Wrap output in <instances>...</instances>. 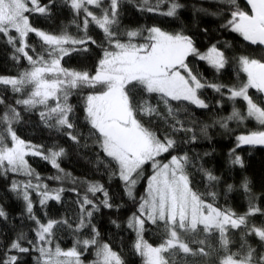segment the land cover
<instances>
[{
  "label": "trees",
  "instance_id": "1",
  "mask_svg": "<svg viewBox=\"0 0 264 264\" xmlns=\"http://www.w3.org/2000/svg\"><path fill=\"white\" fill-rule=\"evenodd\" d=\"M172 2L180 7L175 15L168 16L166 13ZM40 3L49 5V11L45 14L26 13L32 27L52 35L67 34L76 40L89 41L85 45H65L68 54L62 57L61 67L94 75L104 50H113L103 30L91 17H88L85 27L84 12L77 14L71 8L70 0H40ZM88 7L99 17L104 9L109 8V0H103L99 8ZM149 7L155 10L150 12L147 10ZM237 9L250 12L245 0H235V5L228 0H164L163 3H156V0L147 3L143 0H120L117 23L111 27L125 43L128 41L127 31H139L140 35L132 42L143 44L147 42V29L158 27L170 34L190 37L200 54L212 45L225 53V67L219 71L206 60H201L199 55L186 57L187 67L201 83L224 86L221 92L211 87L199 89L200 97L208 105L206 108L189 101L165 98L159 93H148L139 85L129 86L136 118L159 138L168 137L175 141V147L164 153L163 159L186 155L188 159L184 174L188 177L191 190L205 203H211L222 211L228 210L238 217H246V223L239 228L228 227L225 236L229 243L226 249L221 244L218 229L205 232L202 225L194 232L178 229L180 240L187 243L192 251L184 253L177 247L163 252L166 264H221L228 255L242 259L249 249L254 250L253 264H258L259 258L264 256V240L253 231L256 228L264 229V147L238 146L237 141L238 136L264 131V125L255 117L248 116L247 101L243 97L230 98L228 91L239 89L247 83V74L240 67L238 58L247 56L264 61V48L246 41L240 33L227 26L231 12ZM9 34L17 36L14 30ZM27 44L29 48L26 50L34 59L39 55L50 59L48 46L34 33H29ZM17 47L18 42L9 43L8 37L0 34V76L19 78L31 71L32 65L23 54L16 52ZM28 89V85H25L16 92L10 85L0 84V118L5 114L11 117V110L14 109L18 116L11 127L20 139L37 145L43 153L59 148L65 151L58 158L59 169L45 160L42 154L26 155L30 174L23 170L12 172L0 168V209L6 213L5 217H0V261L6 259L7 255H16L17 264H44L45 257L41 256L39 248L43 246L55 252L58 246L62 252L75 248L82 261L91 262L96 258L99 247L107 244L119 256L122 264H143V256L135 248L137 231L129 226V221L140 214V204L142 198L146 197L148 180L154 171L152 162L142 165L140 174L135 176L137 183L130 198L125 190V182L120 178L119 165L103 152L99 134L87 118V96L100 91V88L68 89L67 101L63 95L60 97L59 103H66L71 108L69 121L73 124L72 129L56 126L54 119H42L41 113H47L54 107L57 103L55 99H50L47 105L34 107L17 103L27 98ZM247 94L254 103L264 107L261 91L250 87ZM141 106H151L155 111L145 113L140 110ZM233 110L243 118L227 120ZM225 122L227 127L223 126ZM6 127L0 121V132ZM69 133L75 135L77 140L73 141ZM6 143L11 145L10 137H6ZM236 156L241 158L242 165L233 163ZM209 173L216 179L209 180ZM13 181L21 186L29 182L41 186L39 189H29L33 213L41 222L46 223L49 219L67 221V224L59 223L54 227L50 243L38 241L37 225L26 211L23 190L12 191ZM90 184L103 186L111 207L103 204L104 192L92 194L88 191ZM44 186L49 191L63 189L60 200H49L42 206L38 193ZM85 196L96 208L86 206L88 211H92L90 223L86 220L87 226L77 229L81 218L86 217V212L81 211V201ZM251 207L260 211L248 214ZM144 219L143 238L152 246L164 244L169 238V228L165 222L158 220L154 224L146 217ZM20 234L24 237L22 246L29 251L19 253L13 250L9 253L11 243ZM86 239H94L96 243L85 247L82 242ZM29 241L32 243L29 244ZM200 248L204 249L203 253L199 251ZM60 260L64 261L65 257H60Z\"/></svg>",
  "mask_w": 264,
  "mask_h": 264
},
{
  "label": "snow or ice",
  "instance_id": "2",
  "mask_svg": "<svg viewBox=\"0 0 264 264\" xmlns=\"http://www.w3.org/2000/svg\"><path fill=\"white\" fill-rule=\"evenodd\" d=\"M228 2L235 5V0H228ZM102 3L103 0H70L71 8L77 14L81 11L84 12L85 27L88 24V17H91L92 21L103 30L113 49L111 51L104 50L95 74L92 75L87 71H69L61 67L62 57L68 54L65 45H85L89 41L76 40L67 34H48L31 26L26 13L45 14L49 11V5H42L40 0H0V34L7 36L9 43L18 42L19 47L16 48V52L23 54L32 65L31 71L23 73L19 78L0 76V84L10 85L16 92L21 91L25 85H31L33 90L29 98L17 101V103L28 107L47 105L50 99H55L56 105L51 107L47 113L42 112L41 117L45 120L54 119L56 126L68 129L73 128V124L69 121L71 108L66 103L64 105L59 103L61 94L67 101L68 89L78 87H99L101 89L87 96V118L92 128L99 134L103 152L119 165V175L125 182V190L130 198L133 197V188L137 183L135 176L140 174L139 170L142 165L153 161L155 172L148 180V198H142L139 208L140 215H134L129 221V226L135 227L137 236L141 237L145 223V219L142 217L146 216L147 220L154 224L158 220L163 221L169 228V238L159 247L147 244L142 240V237L137 240L135 248L145 258L146 264H166L161 254L177 247L184 253L192 251L187 243L180 240L178 229L194 232L201 225L205 232H209L213 228L218 229L221 244L226 249L229 243L225 236L228 227L239 228L246 223V217H236L235 213L228 210L222 211L211 203H205L191 191L188 177L184 174V165L188 159L186 155H173L168 163L162 165L158 163L156 158L173 149L175 141L168 137L161 139L146 128L136 118V108H134L129 95V86L139 85L148 93H159L165 98L189 101L198 107L206 108L208 105L199 98L197 91L204 87H211L215 91L221 92L224 86L201 83L200 79L188 69L185 62L186 57L190 54L199 55L201 60H206L219 71L225 67V53L216 45H212L206 53L200 54L193 46L190 37L179 33L170 34L158 27L147 29L146 43L132 42L140 35V32L136 30L127 31L128 41L121 42L116 33L111 30L112 25L117 23L120 0H109V8L104 9L102 16L99 17L89 10L88 6L99 8ZM247 3L251 5V14L239 9L232 11L227 26L240 33L246 41L264 45V0H247ZM179 7L178 3H172L166 14L168 16L175 15ZM147 10L151 12L155 9L149 7ZM13 30L17 33L15 37L9 34ZM29 33H34L48 46L50 59H45L43 55L34 59L28 54L26 49L29 48L27 44ZM91 42L95 43V41ZM238 60L243 72L247 74V83L239 89H228L230 98L243 97L247 101L248 116L255 117L264 125V107L254 103L247 94L250 87L264 92V61L250 59L247 56H240ZM181 69L185 74H181ZM165 102L167 103V100ZM140 110L149 114L155 111L151 106H141ZM11 111L13 113L11 117L5 114L3 118H0V121L7 125L4 131L0 132V168L12 172L23 170L30 174L25 155L34 146L20 139L12 129V121L18 114L14 109ZM242 118L238 111L233 110L227 120ZM223 126L227 127V123L225 122ZM180 128H183L182 124ZM69 136L73 141L77 140L75 135L69 133ZM6 137H10V147L6 143ZM237 141L238 146L264 145V131L238 136ZM64 151L63 148L50 150L49 155L43 158L49 160L53 167L59 169L57 160L64 154ZM32 154L41 155V152L35 150L32 151ZM233 163L242 165V160L236 156ZM208 178L209 180L216 179L210 173ZM40 187V185H32L30 182L21 186L13 181L11 189L12 191L23 190L26 211L29 218L34 220L37 225L35 231L38 241L50 243L49 238L54 227L59 223L67 224V221L49 219L43 223L34 215L29 189H39ZM62 191L63 189L49 191L47 186H44L43 190L38 193L41 197L40 204L46 205L49 200L59 201ZM88 191L92 194L104 192L103 204L106 207H111L108 193L102 185L90 184ZM87 205H92L93 209L96 208V205L87 196L82 199L81 211L82 213L86 212V217L81 218L77 229L86 227V220L90 223L92 211L87 210ZM259 211V208L251 207L248 214ZM5 216L4 210L0 209V217ZM253 231L261 240H264V229L256 228ZM93 232H95L94 228ZM23 240V234H20L11 243L9 253L13 250L19 253L28 252L29 249L22 246ZM82 243L87 247L90 244H95L96 241L86 239ZM39 251L41 256L45 257L44 264H70L67 260L61 261L60 257L76 258L77 264H79L80 253L75 248L62 252L57 246L55 252H52L51 249L41 246ZM199 251L203 253L204 249L200 248ZM253 251L249 249L248 254L239 260L234 259L233 255H228L221 261V264H253ZM97 256L101 258L99 264H122L119 256L107 244L98 250ZM17 261L16 255H7V258L0 261V264H17ZM258 264H264V256L259 258Z\"/></svg>",
  "mask_w": 264,
  "mask_h": 264
},
{
  "label": "rangeland",
  "instance_id": "3",
  "mask_svg": "<svg viewBox=\"0 0 264 264\" xmlns=\"http://www.w3.org/2000/svg\"><path fill=\"white\" fill-rule=\"evenodd\" d=\"M143 2L144 3H147V2H149V0H143ZM164 2V0H156V3H163ZM173 3V2H172ZM208 51V50H207ZM207 51H205L204 53H206ZM203 53V54H204ZM189 69V68H188ZM69 71H71V70H69ZM181 71V74H185V72H184V70L183 69H181L180 70ZM193 74V73H192ZM194 75V74H193ZM27 86V85H26ZM28 87H29V89H28V92H27V98H29V96H30V94H31V91L33 90L32 89V86L31 85H28ZM101 90V89H100ZM68 91V90H67ZM91 94H94V93H91ZM63 94H61V96H62ZM197 95L199 96V98L200 99H202L201 97H200V95H199V90L197 91ZM60 96V97H61ZM26 98V99H27ZM203 100V99H202ZM86 104H87V100H86ZM26 143H28V144H30V145H32V146H34L33 148H32V150H30V151H28V154H32V151H35V150H39L40 152H41V154L42 155H49V153L50 152H48V153H43L42 151H41V149L37 146V145H35V144H32V143H29V142H26ZM11 146V145H10ZM9 146V147H10ZM164 153H162L159 157H157L156 158V160L158 161V163L160 164V165H162V164H164V163H168L170 160H164L163 159V157H162V155H163ZM25 157H26V155H25ZM160 157H162V158H160ZM148 162H152V166H153V161H148ZM57 163H58V160H57ZM147 163V162H146ZM154 172H155V169H154V171H153V173H152V175H154ZM151 175V176H152ZM150 176V177H151ZM190 187V186H189ZM191 189V188H190ZM133 190H134V188H133ZM192 191V190H191ZM193 192V191H192ZM194 193V192H193ZM148 198V185H147V189H146V197H145V199H147ZM138 215H140V214H138ZM146 217V216H145ZM236 217H238V216H236ZM142 218H144V217H142ZM136 229V228H135ZM141 237H142V240L144 241V242H146L147 244H149L144 238H143V235H142V233H141ZM141 237H138V239L139 238H141ZM185 243V242H184ZM151 245V244H150ZM103 245H101L100 247H99V249L102 247ZM152 246V245H151ZM153 247H159V246H153ZM98 249V250H99ZM114 252V251H113ZM162 256H163V254H161ZM100 257H98L97 255H96V258L94 259V260H92L91 262H84V261H82L80 258H79V264H99V261H100ZM65 260H67V261H69L70 262V264H77V261H76V258H73V257H69V258H65ZM143 264H146V261H145V258L143 257Z\"/></svg>",
  "mask_w": 264,
  "mask_h": 264
},
{
  "label": "water",
  "instance_id": "4",
  "mask_svg": "<svg viewBox=\"0 0 264 264\" xmlns=\"http://www.w3.org/2000/svg\"><path fill=\"white\" fill-rule=\"evenodd\" d=\"M245 2L247 3V0H245ZM248 4V3H247ZM248 6H249V8H250V12H249V14H251V5H249L248 4ZM263 48H264V45H261ZM262 94H263V96H264V92H262ZM247 146H261V147H264V145H260V144H256V145H247Z\"/></svg>",
  "mask_w": 264,
  "mask_h": 264
}]
</instances>
